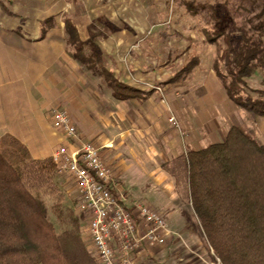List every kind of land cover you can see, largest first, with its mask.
<instances>
[{
    "label": "crops",
    "instance_id": "obj_1",
    "mask_svg": "<svg viewBox=\"0 0 264 264\" xmlns=\"http://www.w3.org/2000/svg\"><path fill=\"white\" fill-rule=\"evenodd\" d=\"M126 9L123 2L0 0V136H14L35 160L51 159L58 146L73 150L83 142L95 143L101 159L114 173L111 191L123 205L131 209L141 202L166 212L170 233L165 242L141 250L135 264H220L205 238L190 229L175 180L163 164L188 149L222 141L229 127L223 131L218 124L213 129L205 126L203 132L199 127L198 133L193 131L189 137L182 127L168 124L155 129V109L143 104L152 103L156 93L142 84H156L169 65L160 61L156 50L159 35L153 28L146 35L135 18L124 17ZM66 21L82 45L68 41ZM77 47L86 58L84 62ZM214 58L209 66L203 65L200 55L192 63L203 68L198 77L201 89L223 97L225 90L212 69ZM93 61L119 83L147 94L114 98L105 77L91 71L89 63ZM52 109L67 111L76 128L75 137L54 127ZM136 173L144 177L146 188L152 186L143 201L124 184L128 174ZM61 174L56 167L53 178ZM67 176L72 181L74 214L82 215L84 225L78 191ZM54 185L63 188L58 180Z\"/></svg>",
    "mask_w": 264,
    "mask_h": 264
},
{
    "label": "trees",
    "instance_id": "obj_2",
    "mask_svg": "<svg viewBox=\"0 0 264 264\" xmlns=\"http://www.w3.org/2000/svg\"><path fill=\"white\" fill-rule=\"evenodd\" d=\"M264 10L257 22L248 19L235 32L207 34L222 44L213 69L236 106L264 116V90L245 79L264 66ZM68 41L83 43L65 22ZM81 61L85 56L77 47ZM78 56V55H77ZM91 71L104 76L116 99L144 97L145 92L121 84L96 62ZM192 67L189 62L181 71ZM180 73V72H179ZM163 169L182 184L203 236L220 264H264V144L233 125L225 138L177 158ZM56 166L35 160L14 136H0V264H98L82 237L71 230L61 235L47 217L43 186L51 185ZM75 225L82 221L74 216Z\"/></svg>",
    "mask_w": 264,
    "mask_h": 264
},
{
    "label": "rangeland",
    "instance_id": "obj_3",
    "mask_svg": "<svg viewBox=\"0 0 264 264\" xmlns=\"http://www.w3.org/2000/svg\"><path fill=\"white\" fill-rule=\"evenodd\" d=\"M85 2L90 4L123 2L127 6L124 16L126 19L135 18L138 22L135 24H140L146 35L150 28L159 35L156 50L160 61H166L169 66H166L158 76L156 84H142L143 88L150 87L154 90L156 97L159 98L158 100L155 97L152 103L150 101L148 104H143L144 108L154 107L156 130L169 125L172 128L182 127L189 131V137V134L193 135V131L198 133L199 127L203 132L206 127L213 129L218 124L220 129L225 131L227 127L236 125L242 127L257 143L264 144V116L236 106L224 94L223 97H219L203 91L198 83L203 68L199 69L196 62L192 63L188 71H181L198 55L204 58L203 65L209 66L210 59L216 57L222 41L218 38L215 43H211L207 39V34L213 35L221 31L235 32L236 28L246 26L248 19L257 22L260 12L264 10V0H85ZM141 43L144 45V42ZM245 81L251 89L264 90V66L258 68ZM170 117L175 118L178 127L169 122ZM151 135L154 139L153 132ZM61 175L59 178L56 177V180L52 178L51 185L43 186L47 217L53 223L58 235L63 234L65 230H71L72 234L77 233L78 238L81 236L85 244L82 221H79L78 225L74 223L76 215L73 210L75 203L71 191L72 181L66 174ZM57 180L63 183V188L54 185ZM124 182L128 189L141 196L139 199L142 201L146 196L145 193L150 191V187L152 188L151 185L146 188L144 177L137 173L128 174ZM175 190L178 192V201L183 205L186 216L191 222L192 226L188 227L191 230L194 228L196 235L203 239V232L183 185L177 184ZM151 208L163 214L167 221L165 211ZM167 225L170 233L168 221ZM175 235L179 236L178 233ZM209 249L212 252L211 248Z\"/></svg>",
    "mask_w": 264,
    "mask_h": 264
},
{
    "label": "built area",
    "instance_id": "obj_4",
    "mask_svg": "<svg viewBox=\"0 0 264 264\" xmlns=\"http://www.w3.org/2000/svg\"><path fill=\"white\" fill-rule=\"evenodd\" d=\"M50 116L55 128L66 136H76L66 110L52 109ZM169 122L178 127L174 117ZM51 160L76 186L78 210L85 215V247L98 264H135L141 250L165 242L168 225L163 214L141 202H135L130 209L113 195L114 173L101 159L95 144L83 142L73 150L58 146Z\"/></svg>",
    "mask_w": 264,
    "mask_h": 264
}]
</instances>
